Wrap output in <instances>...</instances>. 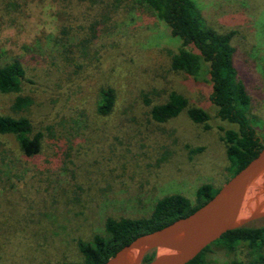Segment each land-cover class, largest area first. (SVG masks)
Segmentation results:
<instances>
[{
  "label": "rangeland",
  "instance_id": "obj_1",
  "mask_svg": "<svg viewBox=\"0 0 264 264\" xmlns=\"http://www.w3.org/2000/svg\"><path fill=\"white\" fill-rule=\"evenodd\" d=\"M192 2L207 29L236 32L233 64L250 99L249 122L264 141V0ZM14 3L0 10V64L23 66L19 95L30 105L21 115L42 145L23 158L12 136H0L13 161L0 166V264H79L77 242L104 235L107 218L147 217L163 196L194 201L200 186L219 189L231 178L223 136L235 126L215 119L209 84L170 69L179 41L148 7L139 0ZM106 87L116 99L100 117L95 108ZM171 92L206 111L207 127L186 110L153 122L150 107ZM17 95L0 94V115H15ZM256 210H264V198L251 194L245 215Z\"/></svg>",
  "mask_w": 264,
  "mask_h": 264
},
{
  "label": "trees",
  "instance_id": "obj_2",
  "mask_svg": "<svg viewBox=\"0 0 264 264\" xmlns=\"http://www.w3.org/2000/svg\"><path fill=\"white\" fill-rule=\"evenodd\" d=\"M139 1L167 27L171 37L179 41V46L171 57L170 69L181 73L192 83L209 84V102L214 109L215 119L235 126V129L224 130L223 136L226 156L232 170L230 177L234 176L257 156L264 144L257 137L247 117L250 99L233 64L237 53L236 44L233 43L236 32L231 30L220 33L207 29L192 0ZM14 8H17L14 0H0V10L9 11ZM88 43L89 40H84L83 47ZM24 76L25 71L19 61L0 64V94H18L11 105V111L15 115H0V136H12L21 157L29 159L39 154L42 134L34 132L29 119L21 115L30 105V98L19 95ZM115 99L113 89H101L96 114L100 117L109 115ZM187 106L188 101L183 95L171 92L165 102L150 107L149 117L157 124H164L186 110L193 123L207 127L210 119L208 113L201 108ZM9 154L7 149L0 148V166L13 163L12 160L7 163ZM1 174L3 172L0 168V183ZM5 174H9L8 170ZM9 181L6 179L4 182L6 184ZM217 191L211 185L204 184L196 190L194 201L181 194H170L158 199L147 217L107 218L104 235H94L90 242H77L82 256L79 264H104L134 239L189 216ZM263 249L264 224L258 227L247 225L222 234L186 264H264V254H259ZM240 251L248 253L247 261L238 257ZM155 256L154 250L147 252L142 264L150 263Z\"/></svg>",
  "mask_w": 264,
  "mask_h": 264
},
{
  "label": "water",
  "instance_id": "obj_3",
  "mask_svg": "<svg viewBox=\"0 0 264 264\" xmlns=\"http://www.w3.org/2000/svg\"><path fill=\"white\" fill-rule=\"evenodd\" d=\"M251 194L264 198V144L257 156L204 205L185 218L134 239L104 264H142L144 255L152 250L156 256L148 264H186L222 234L264 219V210L245 215Z\"/></svg>",
  "mask_w": 264,
  "mask_h": 264
},
{
  "label": "bare ground",
  "instance_id": "obj_4",
  "mask_svg": "<svg viewBox=\"0 0 264 264\" xmlns=\"http://www.w3.org/2000/svg\"><path fill=\"white\" fill-rule=\"evenodd\" d=\"M244 215V213H243ZM168 252L167 251H160L159 254H167Z\"/></svg>",
  "mask_w": 264,
  "mask_h": 264
}]
</instances>
